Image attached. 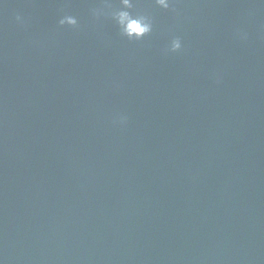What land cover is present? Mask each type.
Here are the masks:
<instances>
[{
    "label": "water",
    "instance_id": "obj_1",
    "mask_svg": "<svg viewBox=\"0 0 264 264\" xmlns=\"http://www.w3.org/2000/svg\"><path fill=\"white\" fill-rule=\"evenodd\" d=\"M132 4L0 0V264H264V0Z\"/></svg>",
    "mask_w": 264,
    "mask_h": 264
},
{
    "label": "clouds",
    "instance_id": "obj_2",
    "mask_svg": "<svg viewBox=\"0 0 264 264\" xmlns=\"http://www.w3.org/2000/svg\"><path fill=\"white\" fill-rule=\"evenodd\" d=\"M155 5L163 10H168L172 0H154ZM105 8H111L110 5H104L103 8L93 9L92 16L98 18L102 15L107 14L112 22H114L115 27L118 29L120 34L129 40L135 38L140 40L141 38L147 36L152 31V23L146 15L140 13H134L132 10L133 4L132 0H119L118 8L112 9L111 11L105 13ZM17 21L20 17H16ZM61 27L67 26L69 28L77 27V20L74 16L65 15L59 21ZM181 49L180 38H173L170 41L167 52L176 53Z\"/></svg>",
    "mask_w": 264,
    "mask_h": 264
}]
</instances>
